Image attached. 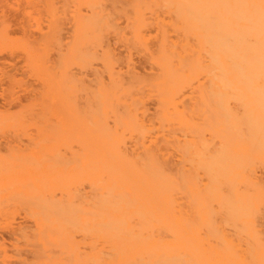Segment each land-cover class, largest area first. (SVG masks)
<instances>
[{"label": "bare ground", "instance_id": "bare-ground-1", "mask_svg": "<svg viewBox=\"0 0 264 264\" xmlns=\"http://www.w3.org/2000/svg\"><path fill=\"white\" fill-rule=\"evenodd\" d=\"M5 51L0 264H264V0H0Z\"/></svg>", "mask_w": 264, "mask_h": 264}, {"label": "rangeland", "instance_id": "rangeland-1", "mask_svg": "<svg viewBox=\"0 0 264 264\" xmlns=\"http://www.w3.org/2000/svg\"><path fill=\"white\" fill-rule=\"evenodd\" d=\"M12 26H14V25H12ZM11 26V27H12ZM14 28V27H13ZM15 29V28H14ZM18 31L17 30H15V31H13V33L14 34H16ZM18 34H19V32H18ZM35 33H33L32 35H34ZM65 34V33H64ZM13 52V51H12ZM18 52V51H17ZM1 53V52H0ZM3 53V52H2ZM0 54V56H1V58H6V60H15V61H20L22 58H20L21 56V54H19L18 56H17V58H15L16 57V52H13V54H15V56L13 55V54H11V52H7V51H5L4 52V54ZM11 55H10V54ZM20 53V52H19ZM49 53V55L52 57L53 55H54V49H52V51H51V49H50V51L48 52ZM51 53V54H50ZM18 54V53H17ZM3 55H5V57L3 56ZM6 55H7V57H8V59H7V57H6ZM14 57H13V56ZM9 56H11V57H9ZM134 57H135V59L133 58V62H134V64H135V66H136V68L138 69V70H141L142 69V65H143V61L141 60V59H139V58H142L141 56H137L136 54H134ZM136 57H138V58H136ZM12 58V59H11ZM3 60V59H2ZM5 60V59H4ZM141 61H142V65H141ZM20 93H22V92H20ZM22 94H20V98L22 97L21 96ZM2 102V99H1V96H0V103Z\"/></svg>", "mask_w": 264, "mask_h": 264}]
</instances>
